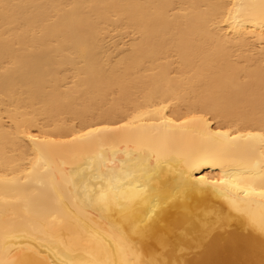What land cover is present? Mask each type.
<instances>
[{
	"label": "bare ground",
	"instance_id": "1",
	"mask_svg": "<svg viewBox=\"0 0 264 264\" xmlns=\"http://www.w3.org/2000/svg\"><path fill=\"white\" fill-rule=\"evenodd\" d=\"M0 264H264V0H0Z\"/></svg>",
	"mask_w": 264,
	"mask_h": 264
}]
</instances>
